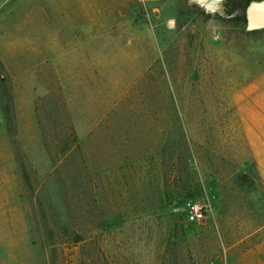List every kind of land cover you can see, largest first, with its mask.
Instances as JSON below:
<instances>
[{
  "label": "rangeland",
  "instance_id": "rangeland-1",
  "mask_svg": "<svg viewBox=\"0 0 264 264\" xmlns=\"http://www.w3.org/2000/svg\"><path fill=\"white\" fill-rule=\"evenodd\" d=\"M246 31L187 0H0V264H83L93 234L103 264H251L229 249L264 219Z\"/></svg>",
  "mask_w": 264,
  "mask_h": 264
},
{
  "label": "crops",
  "instance_id": "crops-1",
  "mask_svg": "<svg viewBox=\"0 0 264 264\" xmlns=\"http://www.w3.org/2000/svg\"><path fill=\"white\" fill-rule=\"evenodd\" d=\"M0 63L5 67L7 66V62L3 59H0ZM244 94L246 95H242L238 97V99H242L243 97L247 98L251 107L249 106L248 109L242 113L238 107V101L236 100L237 110L242 120L248 144L252 149L253 158L260 163L262 171L261 176L264 177V88L262 86L259 90L248 91ZM3 99L2 92L0 91V106H2ZM6 106L8 108V102ZM260 206L261 205H258V207ZM241 221L239 222L241 223ZM239 222L235 221L232 225H242ZM242 222H244V226L246 227L244 234L241 238L236 239L234 244L229 246V249L232 250L234 248L236 252L238 250L239 252L243 251V256L245 258H252L251 264H264V219L254 220L250 225L248 219H244ZM240 242H244L243 248L240 247ZM235 256L237 257V253ZM231 264H233V262ZM245 264L250 263L246 262Z\"/></svg>",
  "mask_w": 264,
  "mask_h": 264
},
{
  "label": "trees",
  "instance_id": "trees-1",
  "mask_svg": "<svg viewBox=\"0 0 264 264\" xmlns=\"http://www.w3.org/2000/svg\"><path fill=\"white\" fill-rule=\"evenodd\" d=\"M252 0H243L241 3H235L233 0H226V8H227V12L229 14H233L232 17H229L228 20H231L233 22H235L236 24H239L240 26H242L243 28L246 27V19H245V15H244V11H241L239 9V7H246V5ZM264 29H259V30H252V31H246L247 33H252V32H257V31H263ZM188 196H193V194L188 195ZM185 219L184 214L182 215ZM186 220V219H185ZM190 223V222H188ZM119 222H106L103 224H100L98 226L100 232L98 234H100L101 232H103V230L106 229H110L111 227H116L118 226ZM121 224V223H120ZM68 229L67 227H63L62 228V233L67 234ZM49 236H52V232L51 230L49 231ZM86 237H78V239L73 240L74 243L76 242H80L83 241V246L86 243ZM89 243H93V247L91 250L90 255L87 257H89L88 261L85 263V261L83 262V264H103L104 263V257H103V253L100 250V247L98 245V240H97V235L93 234L91 235L90 239L88 240ZM88 244V245H90ZM47 246L52 247L54 246V243H48ZM101 251V252H100ZM49 264H57L56 261V257H55V249H50V254H49Z\"/></svg>",
  "mask_w": 264,
  "mask_h": 264
},
{
  "label": "water",
  "instance_id": "water-1",
  "mask_svg": "<svg viewBox=\"0 0 264 264\" xmlns=\"http://www.w3.org/2000/svg\"><path fill=\"white\" fill-rule=\"evenodd\" d=\"M188 5L203 10L210 16H218L221 18L232 17L226 8V0H187ZM244 15L246 19V30L264 29V0H252L245 9Z\"/></svg>",
  "mask_w": 264,
  "mask_h": 264
},
{
  "label": "built area",
  "instance_id": "built-area-1",
  "mask_svg": "<svg viewBox=\"0 0 264 264\" xmlns=\"http://www.w3.org/2000/svg\"><path fill=\"white\" fill-rule=\"evenodd\" d=\"M206 205L197 200H186L183 203V214L187 222L196 223L205 218Z\"/></svg>",
  "mask_w": 264,
  "mask_h": 264
}]
</instances>
